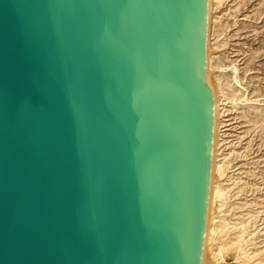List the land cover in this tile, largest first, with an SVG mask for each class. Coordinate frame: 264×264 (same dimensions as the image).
Returning <instances> with one entry per match:
<instances>
[{
  "label": "water",
  "instance_id": "obj_1",
  "mask_svg": "<svg viewBox=\"0 0 264 264\" xmlns=\"http://www.w3.org/2000/svg\"><path fill=\"white\" fill-rule=\"evenodd\" d=\"M207 0H0V264H202Z\"/></svg>",
  "mask_w": 264,
  "mask_h": 264
},
{
  "label": "rangeland",
  "instance_id": "obj_2",
  "mask_svg": "<svg viewBox=\"0 0 264 264\" xmlns=\"http://www.w3.org/2000/svg\"><path fill=\"white\" fill-rule=\"evenodd\" d=\"M207 50L216 140L202 264H264V0H208Z\"/></svg>",
  "mask_w": 264,
  "mask_h": 264
},
{
  "label": "bare ground",
  "instance_id": "obj_3",
  "mask_svg": "<svg viewBox=\"0 0 264 264\" xmlns=\"http://www.w3.org/2000/svg\"><path fill=\"white\" fill-rule=\"evenodd\" d=\"M207 16H208V0H207ZM208 51V50H207ZM206 68H207V64H206ZM212 91V90H211ZM212 97H213V93H212ZM213 107H215L214 106V101H213ZM214 109H216V108H214ZM214 112H216V110L214 111ZM215 114V113H214ZM214 118H215V116H214ZM214 122H215V124H214V128H213V135H215L214 134V132L216 131V118H215V120H214ZM215 129V130H214ZM216 140V139H215ZM214 140V136H213V141H215ZM214 143V142H213ZM213 147H214V144H213ZM213 149V148H212ZM213 151V150H212ZM212 157H213V155H212ZM212 157H211V165H212V162H213V159H212ZM212 167V166H211ZM212 169V168H211ZM209 194H210V192H209ZM211 196V195H210ZM210 198V197H209ZM209 202V201H208ZM207 224V223H206ZM205 233H206V231H205ZM220 264H223V263H220ZM224 264H229V263H224Z\"/></svg>",
  "mask_w": 264,
  "mask_h": 264
}]
</instances>
